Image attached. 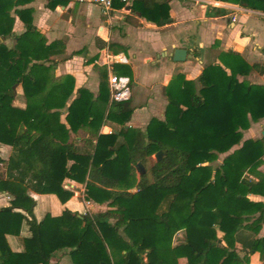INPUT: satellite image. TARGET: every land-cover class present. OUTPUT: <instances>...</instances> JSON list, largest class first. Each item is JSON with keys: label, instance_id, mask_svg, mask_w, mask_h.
Instances as JSON below:
<instances>
[{"label": "trees", "instance_id": "trees-1", "mask_svg": "<svg viewBox=\"0 0 264 264\" xmlns=\"http://www.w3.org/2000/svg\"><path fill=\"white\" fill-rule=\"evenodd\" d=\"M32 1L0 0V144L12 148L7 160L0 157V194L12 198L0 210V264H52L60 252H68L71 264H179L181 258L186 264H250L255 254L264 262V201L248 198L264 199V178L246 177L263 164L264 137L243 142V132L264 119V86L238 80L253 67L229 53L223 63L230 73L207 67L200 89L177 75L166 89L165 119L133 129L127 126L135 107L110 101L105 82L97 100L80 90L71 103L68 78L50 84L47 64L62 45H47L25 17L31 12L23 6ZM223 1L264 12V0ZM121 6L158 25L170 18L169 0ZM16 17L27 29L20 36L13 31ZM8 39L15 41L12 48ZM19 89L23 109L16 105ZM64 109L69 127L61 123ZM106 121L118 125V134L91 136L83 146L73 139L81 125L100 128ZM158 152L163 159L151 163ZM138 163L151 165L139 191L131 192ZM66 180L84 185L86 200L108 209L82 216L67 209L38 222L28 191L66 203L74 195ZM24 222L32 236L15 252L9 237H19ZM181 230L187 239L173 248L175 257L160 256ZM213 230L223 237L209 236ZM247 231L254 237L241 239Z\"/></svg>", "mask_w": 264, "mask_h": 264}, {"label": "crops", "instance_id": "crops-1", "mask_svg": "<svg viewBox=\"0 0 264 264\" xmlns=\"http://www.w3.org/2000/svg\"><path fill=\"white\" fill-rule=\"evenodd\" d=\"M169 8L170 18L158 25L121 4H116L109 15L96 5L80 4L75 0H34L23 6V10L31 12L25 17L31 18L47 45L55 42L62 45L51 56L52 63L47 64L51 67L50 84H61L68 78L69 89L72 90L71 103L80 90H87L97 100L101 83L109 86L108 79L112 74L129 77L133 93L130 101L135 111L127 127L142 131L147 129L152 119H165L168 105L166 89L177 75L195 82L200 89L198 79L207 67L219 65L230 73L223 63L226 54H237L253 67L248 75L238 76L240 82L264 86V12L260 6L252 9L223 0H169ZM13 31L16 36L27 31L25 23L18 17ZM8 42L13 43L14 40L8 39L5 43ZM177 49L188 51L185 62H174ZM118 54H123L128 63L106 64L109 55ZM102 76L105 81H102ZM62 113L61 123L69 127L66 123L67 109ZM263 128L264 119L253 123L250 129L243 132V142L259 139V130L263 133ZM101 134H118V125L110 121L100 128L81 125L73 139L83 146L91 136ZM11 149L2 150L0 157L7 160ZM135 166L128 182V191L131 192L139 191L142 180ZM1 169L5 171L3 166ZM259 170L264 172V158ZM249 177L254 179L252 175ZM65 183L74 193L66 203L55 195L28 191L36 203L34 216L38 222L48 215L60 216L67 209L80 216L108 209L106 204L100 206L87 201L84 185L70 180ZM248 198L264 201L254 195ZM11 199L8 194H0V210L10 206ZM31 236L29 225L24 222L20 236L9 237L12 249L13 238L14 246L21 249L13 251H24L23 241ZM221 236L222 233H219ZM186 239L185 230L179 231L173 239L172 249L160 251L159 255L173 259V248L185 244ZM256 258L261 259L259 254L251 256L252 264L257 261ZM178 263L186 264V259L181 258ZM52 264H71L68 252L58 253Z\"/></svg>", "mask_w": 264, "mask_h": 264}, {"label": "built area", "instance_id": "built-area-1", "mask_svg": "<svg viewBox=\"0 0 264 264\" xmlns=\"http://www.w3.org/2000/svg\"><path fill=\"white\" fill-rule=\"evenodd\" d=\"M80 4H93L98 6L105 15H109L116 4L129 5L132 0H75ZM264 16V14H262ZM107 65L127 64L128 59L123 54L108 56ZM110 98L112 102H127L132 99V83L127 76L112 74L108 79Z\"/></svg>", "mask_w": 264, "mask_h": 264}, {"label": "rangeland", "instance_id": "rangeland-1", "mask_svg": "<svg viewBox=\"0 0 264 264\" xmlns=\"http://www.w3.org/2000/svg\"><path fill=\"white\" fill-rule=\"evenodd\" d=\"M14 44H15V41L13 42V43H10V42H8L6 45L8 46V47H10V48H12L13 46H14ZM51 72V71H50ZM51 75V74H50ZM18 93L20 94L19 96V100L16 102V105L18 106V107H20V108H22L23 109V107L25 106V101L23 100V92H22V90L21 89H19L18 90ZM263 130H264V128H263ZM262 132H261V129L259 130V133H258V137L259 138H262V134H261ZM5 148H9V149H11L10 147H7V146H2V145H0V154H2V150H4ZM11 151H12V149H11ZM223 158H224V155L223 156H221L220 158H219V160L214 164V167H216V166H219L221 163H222V161H223ZM152 162H156V160H155V155L154 156H152V158H151V163ZM151 163L150 164H148L147 165V167H146V171H149V167H150V165H151ZM261 167V166H260ZM259 167V168H260ZM259 168L256 170V171H252V172H248L247 174H246V177H248L249 178V180H256V179H261V178H264V172H261L260 170H259ZM0 171H2V169H0ZM1 173H4V171H2ZM250 175H252L253 177H254V179H251V177H249ZM12 200V199H11ZM92 214V213H91ZM250 223V222H249ZM249 223H247V224H249ZM186 232V231H185ZM219 233H221V232H218V231H215V230H213L212 232H209V236H211V237H213V235H214V237H218L219 236ZM262 235H264V229L260 232V234H259V236H262ZM175 237V236H174ZM221 237H223V234H222V236ZM253 238L254 237V234H253V232H251V231H247V232H245L244 233V235H242L241 236V239H244L245 240V238ZM174 239V238H173ZM11 243H12V246H13V250H15V251H18V250H21V249H18L16 246H14V238L11 240ZM180 245H182V244H180ZM179 246V245H178ZM172 247H173V243H172ZM237 249H238V251L241 253V245L240 244H237ZM257 257V256H256ZM261 258V257H260ZM256 260H257V258H256ZM250 264H252V261H251V257H250ZM253 264H264V262H263V260L262 259H259V260H257L256 262H254Z\"/></svg>", "mask_w": 264, "mask_h": 264}, {"label": "water", "instance_id": "water-1", "mask_svg": "<svg viewBox=\"0 0 264 264\" xmlns=\"http://www.w3.org/2000/svg\"><path fill=\"white\" fill-rule=\"evenodd\" d=\"M188 56V51L185 49H177L174 53V62H185ZM263 136H264V131H263ZM163 159V153L162 152H158L155 155V160L156 162H160ZM137 172L139 173L140 176H143L146 174V168L144 167L143 164L138 163L135 166Z\"/></svg>", "mask_w": 264, "mask_h": 264}]
</instances>
